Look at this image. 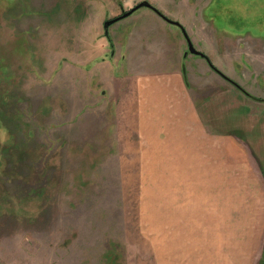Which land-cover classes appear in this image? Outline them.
Here are the masks:
<instances>
[{
	"label": "rangeland",
	"instance_id": "1",
	"mask_svg": "<svg viewBox=\"0 0 264 264\" xmlns=\"http://www.w3.org/2000/svg\"><path fill=\"white\" fill-rule=\"evenodd\" d=\"M141 1L0 0V264H264V0H146L241 88L187 54L193 90L223 81L217 120L205 114L224 136L225 172L239 174L222 222L204 206L155 204L119 155L105 75L125 65L122 38L136 34L144 53H130L145 67L155 22L177 41L167 54L187 50L145 7L109 26L108 42L103 22Z\"/></svg>",
	"mask_w": 264,
	"mask_h": 264
},
{
	"label": "crops",
	"instance_id": "2",
	"mask_svg": "<svg viewBox=\"0 0 264 264\" xmlns=\"http://www.w3.org/2000/svg\"><path fill=\"white\" fill-rule=\"evenodd\" d=\"M166 27L163 22H155L152 28L164 31L144 35L155 43L153 49L146 52L157 54V59H152L147 67L131 54L132 50L144 53V46L136 34L130 32L122 38L126 43H120L125 51L121 73L104 71L105 78L110 76L108 80L113 84L114 129L119 155L134 158L137 182L143 194L149 189L153 193L158 190L149 196L160 199L155 204L168 206V212L182 207L184 213H189L190 205L204 206L205 213L206 209L212 210L215 221L222 222L225 194L237 187L233 181L239 174H230L231 168L225 172L224 136L208 129L205 114L208 111L210 117L217 120V99L219 93L220 100L223 81L217 79L210 92L206 85L196 90L187 85L183 73L185 71L187 77V56L176 58L174 49L171 55L166 53L168 43L174 47L177 42L169 38ZM132 35L136 39H132ZM202 70L208 73L207 68ZM210 75L214 80V74ZM205 93L207 95L203 96ZM225 188L228 191L225 192ZM193 218L190 215V219Z\"/></svg>",
	"mask_w": 264,
	"mask_h": 264
},
{
	"label": "water",
	"instance_id": "3",
	"mask_svg": "<svg viewBox=\"0 0 264 264\" xmlns=\"http://www.w3.org/2000/svg\"><path fill=\"white\" fill-rule=\"evenodd\" d=\"M142 7H145V8H148L150 10H152L154 13H156L162 20H164L166 23L168 24H171V25H174L176 27H178L182 33V36L184 37L185 41H186V45H187V50L184 52V56H187V54H191V55H197V56H200V57H203V58H207L205 57V55L196 50L194 47H193V44L191 43L185 29L183 28V26L178 22V21H175V20H171L169 19L168 17H166L165 15H163L158 9H156L154 6H152L148 1L146 0H143L141 1L140 3H138L137 5H135L133 8H131L129 11L127 12H124L122 13L120 16L116 17V18H113V19H109V20H105L103 22V30H104V33L105 34H108V27L115 23L116 21L120 20V19H123L127 16H129L132 12L136 11L137 9L139 8H142ZM207 60V59H206ZM209 66L212 67L211 63L209 62ZM214 69V68H213ZM215 71H217L224 79L228 80L231 84H233L235 87H237L238 85L235 84L232 80H230L228 77H226L225 75H223L221 72H219L218 70L214 69ZM239 87V86H238Z\"/></svg>",
	"mask_w": 264,
	"mask_h": 264
},
{
	"label": "trees",
	"instance_id": "4",
	"mask_svg": "<svg viewBox=\"0 0 264 264\" xmlns=\"http://www.w3.org/2000/svg\"><path fill=\"white\" fill-rule=\"evenodd\" d=\"M104 36L107 38V40H108V42L111 44V39H110V37L109 36H107V34H104ZM206 57V56H205ZM207 59V61H208V63H209V60H208V58H206ZM212 65V64H211ZM211 67V66H210ZM212 69L214 68L213 67V65H212V67H211ZM215 69V68H214ZM185 82H186V80H185ZM237 88L238 89H241V88H239L238 86H237Z\"/></svg>",
	"mask_w": 264,
	"mask_h": 264
},
{
	"label": "flooded vegetation",
	"instance_id": "5",
	"mask_svg": "<svg viewBox=\"0 0 264 264\" xmlns=\"http://www.w3.org/2000/svg\"><path fill=\"white\" fill-rule=\"evenodd\" d=\"M160 12H161V11H160ZM132 13H133V12H132ZM132 13H131V14H132ZM161 13H162V12H161ZM131 14H130V15H131ZM162 14H163V13H162ZM119 16H120V15H119ZM117 17H118V16H117ZM115 18H116V17H115ZM112 19H113V18H112ZM120 20H121V19H120ZM120 20H118V21H120ZM163 21H164V20H163ZM116 22H117V21H116ZM111 25H112V24H111ZM111 25H110V26H111ZM104 34H105V33H104Z\"/></svg>",
	"mask_w": 264,
	"mask_h": 264
}]
</instances>
